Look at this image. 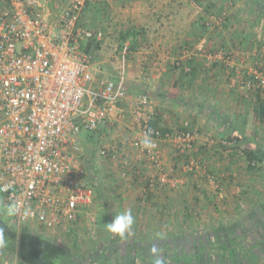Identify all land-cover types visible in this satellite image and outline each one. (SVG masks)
I'll return each mask as SVG.
<instances>
[{"label": "crops", "instance_id": "crops-1", "mask_svg": "<svg viewBox=\"0 0 264 264\" xmlns=\"http://www.w3.org/2000/svg\"><path fill=\"white\" fill-rule=\"evenodd\" d=\"M189 1L115 0L108 7L111 11L114 10V16L116 13L119 15L116 19L117 27L114 30V26L109 27L110 32L113 31L111 35L115 33L118 44L125 28H136L140 35L136 37L137 45L133 50H129L132 38L124 43L122 64L114 62V52L112 54L110 49L112 37H109L110 42H106L97 60L100 66L108 71L109 77L121 81L131 91L126 101V110H131L132 103L139 94L149 95L156 111L152 120L155 127L171 133L187 128L198 129L203 137L198 142L200 152L197 156L202 158L204 152L216 160L213 165L217 172L231 170L236 177L239 174L241 176L239 172L243 170L242 163L228 161L231 147L221 144L219 140L228 136L235 142L237 139V147L257 152L263 160L259 161L260 165L264 166V131L261 130V121L256 116L261 102L264 105V96L258 97V92L244 93L232 86L230 81L235 75V67H240L244 73L255 68L264 69V0H196L195 3ZM223 13L226 14V20L222 17ZM107 27L108 22L103 23L102 28L105 31ZM175 65H180V68L177 69ZM118 69V75L113 73ZM243 122L246 123L244 128L241 125ZM240 126L243 133H239ZM126 127L133 132V136H139L137 123L131 122V125ZM206 138L213 141L210 149L204 147ZM175 148L172 143H160L159 152L163 168L170 176H175L172 170L176 168L177 161H180ZM130 152L135 155L136 161H124V164H128H125L122 173H118L117 167L113 166L117 157H109L112 170L108 173L112 177L107 180L108 185H104L111 189L110 193L114 196L113 200L108 201L109 207L116 204L119 206V212L130 209L136 219L133 237L124 240L116 237L111 242L112 249L116 250L115 255H120V264H152L150 249L153 246L162 254L166 264H205L203 259L213 256V253L207 251L211 248L216 249V252L228 254L232 249L243 248V245H250L246 250L252 251L253 254L254 251L264 248V238L260 236L261 229L256 231L251 226L262 216H258L262 214L259 209L256 212V208L251 210L256 205L252 206L250 202H259L255 194H249V201L244 199L246 195L237 196L236 201L243 205L241 207L248 205V202L250 204V210L246 209L249 210V220L246 216L241 218L239 227H235L233 223L218 227H208L203 222L199 225L198 222L193 225L188 222L189 224L185 225L179 220L182 216L198 219L208 218L210 214L215 215L212 210H208L210 202L217 203L218 212L222 211L223 204L219 197L214 198L207 193L209 199L205 198L200 195L204 190L195 189L194 180L187 179V192L185 188L178 193L172 191L169 186H160L152 190L149 200L147 198L149 204L141 206L136 199L140 196L141 185L138 184L142 181L132 178L137 177L136 172L154 176L158 170L150 165L141 147L134 148L131 143L128 148V153ZM242 180L238 178L236 182ZM95 183L97 187L100 184L97 180ZM242 183L244 184V181ZM246 183L254 184L249 179ZM197 185L201 183L197 182ZM190 188L192 192L188 194ZM224 196L229 198L228 194ZM191 200H194L193 210L192 203L188 206ZM259 204L257 208L264 203ZM203 205L206 206L205 214L202 213ZM237 207L236 215L242 211L239 205ZM235 209L233 207L232 210ZM222 212L217 215L223 217ZM250 217H254V220ZM249 223V227H244ZM79 225L82 230L87 226L84 223ZM214 231L217 235L215 239L212 235V242L206 240L205 236ZM177 236L183 240L177 244L178 247H174L171 243ZM217 259L216 264H220L219 259L225 260L221 256ZM258 259L259 263L262 259L264 261V253ZM0 264H4L2 256Z\"/></svg>", "mask_w": 264, "mask_h": 264}, {"label": "built area", "instance_id": "built-area-1", "mask_svg": "<svg viewBox=\"0 0 264 264\" xmlns=\"http://www.w3.org/2000/svg\"><path fill=\"white\" fill-rule=\"evenodd\" d=\"M98 1L111 0H0V183L11 182L4 195L33 209L22 230L59 245L73 225L94 220L96 179L83 132L137 123L140 134L132 140L134 148H140L143 133L152 129L157 148L143 153L158 173L147 183L143 204L156 184L172 189L185 184L165 174L161 142L176 147L180 157L176 165L184 174L204 178L214 190L221 187L219 178L197 156L203 137L198 129L171 133L153 127L156 111L145 93L126 110L131 91L104 75L97 62L106 32L87 27L83 20L86 6ZM222 17L226 20L225 13ZM234 74L232 86L244 93H264L263 68L244 73L235 67ZM211 142L205 139V149L211 148ZM219 142L236 146L228 138ZM111 152L100 149L98 159L110 157ZM239 153L245 155L241 149Z\"/></svg>", "mask_w": 264, "mask_h": 264}, {"label": "rangeland", "instance_id": "rangeland-1", "mask_svg": "<svg viewBox=\"0 0 264 264\" xmlns=\"http://www.w3.org/2000/svg\"><path fill=\"white\" fill-rule=\"evenodd\" d=\"M115 0H111L109 2H92L90 5V7L88 8V10L85 12L84 14V23L87 27L89 28H97L102 26L103 27V23H107L108 22V27L106 28V42H110V38L112 37V41L110 49L111 52L113 54V56H115L114 58V62H120L121 63V54H123V50L124 48L121 49L120 45L118 44V42L116 41L115 33L113 35L112 32H110V28L111 26L113 27V30L117 27V17L119 16L116 13V16H114V10L111 11L108 7H110V4L114 3ZM189 1V0H188ZM196 0H192L189 1L191 3H195ZM198 1V0H197ZM99 4V5H98ZM95 5V7H93ZM99 8V9H98ZM123 21V20H122ZM111 25V26H110ZM110 27V28H109ZM106 44V43H105ZM101 53V52H100ZM99 53V54H100ZM99 56V55H98ZM99 63V61H97ZM122 64V63H121ZM102 72L104 73V75L108 76L107 74L108 71L105 70V68H102ZM105 70V71H104ZM118 70H114L113 73H116V75H118L117 73ZM127 124L125 123H116L114 125H108L105 129H102L100 131H98L97 133H92V132H83L81 134V139L82 141H86L84 142L88 157H89V165H90V170L92 172H95V179L97 180V183L100 182V186L98 185V189L95 192V198H94V202H93V211H94V220L93 219H87L85 220L84 224H86L87 226L84 228V230H82V226L77 224V225H73L71 231L63 236V243L61 246L65 247V249H67L69 252H76L77 249L80 250L82 253H89L90 255H92V257L95 254L94 251V246L96 244L97 241L99 240H103V239H109L111 242H113V240L116 238V236L108 233L105 229V224H108L110 222H112V220L114 219V215L119 213V206H116V204H114L113 206L109 207L108 201L113 200L114 196L112 195V193H110L111 189L105 187L104 185H108V179L109 177H112L110 173H108V171H111L112 168H110L111 164H110V158H106V159H98V152L100 149L102 148H107L110 149L111 154L110 157L113 158V155H116L117 160L115 162V165H113L114 167H117L118 173H122L125 169V164L123 163L124 161H136V159L134 158L135 155L132 154V152L128 153V148L131 146V143H133V140L131 139V137H135L133 136V132L126 127ZM259 126L261 127V130L264 131V121L261 122V124H259ZM229 137V136H228ZM226 137V139L228 138ZM229 140L233 141V139H231L229 137ZM221 143V142H220ZM223 144V143H221ZM225 145V144H223ZM225 146H229V145H225ZM231 147L229 150V157L227 158L228 161L230 162H239L242 163L241 168L243 169L242 171H240L239 173H241L242 175L240 176V174L236 177V175L231 171V170H224L222 172H217L216 171V167L213 165V163L216 162L215 159H211L210 156L202 153L205 157H203L202 155V159L206 162V166L209 172L215 174L219 180L221 181V187L217 190H214L213 187H211L204 178H201L199 176H194V175H186L182 172L181 169L178 168H173V172L175 173V176H170L168 175V177L171 178H178L176 175H178L179 177H183V181H184V185H182L181 187H179V189H172V191H177L178 193L182 190L186 189V186L188 185L186 183V180L189 179L190 181L194 180V185L193 187L195 189H198L199 191H202V193H200V195H204L205 198H208L207 193H209L210 196L217 198L219 197V199L221 200V203L223 204V209L222 211H224V213L222 211L218 212V209L216 208L217 203H209V200L207 203H209L208 210H212L213 213L215 215H209L208 218H204V217H199L197 218H184L182 216V218L180 217V222H184L185 225L191 223L192 225L195 224L196 222H198V225L203 223H206V225L209 226H213V225H217L221 226V225H229V224H234V226H240L239 225V221L241 218L243 217H248L247 220H249V216H248V211L250 210L248 208V205L245 204V207H241L243 206L241 203H238L236 201L237 196L240 195L241 197L246 195L244 199H248L251 200V196H249V194H255L256 199H258V203L255 204L250 202L252 204V206L256 205L255 207H252L251 210L255 211L259 209V211L263 210L264 207L261 205L260 208L259 207V203H264V166H261L259 160H256V166L253 167L252 163L250 162V160L246 157V155H241L239 153L240 149L243 151H246V149H244V147H237L236 146H229ZM264 149V148H263ZM232 151V152H231ZM200 156V155H199ZM263 161V160H262ZM150 162V161H149ZM135 163V162H134ZM151 163V162H150ZM259 163V164H258ZM235 164V163H234ZM153 168H155L152 164H150ZM214 166V167H213ZM96 169V170H95ZM133 171V175H134ZM141 172H136V178L135 176H133L132 179H134L135 181H142L140 182L141 185L139 188L141 190L140 192V196L138 199H136V201H139V204L141 206H146L148 203V200L146 198L145 203L143 204L141 201L143 200V196L142 194L144 193V191L147 190V183L150 179H153L154 177H156V175L154 174V176L152 175H141ZM166 174V173H165ZM127 176V174H126ZM125 176V177H126ZM236 177V178H235ZM238 178H240V180L244 181V184L242 183V181H237ZM249 179L251 181H253L254 184H248L246 183V180ZM201 183V185H199L201 188H199V186L197 185V182ZM143 183V184H142ZM190 183V182H188ZM250 185L248 188L247 186ZM160 184H156L155 187L151 190H148V197L149 195H151L152 190H154L157 187H160ZM228 186V187H227ZM110 187V186H109ZM164 187V186H162ZM185 188V189H184ZM193 188V189H194ZM109 189V190H108ZM191 189V188H190ZM188 189V194L189 192H192V189L190 190ZM187 192V189H186ZM199 194V192H197ZM228 194L229 198H226L224 195ZM217 195V196H215ZM225 197V198H223ZM204 198V199H205ZM207 199H205L207 201ZM225 199V200H224ZM243 199V200H244ZM193 201L191 200L190 203L188 204V206L192 203V210H193ZM218 201V200H217ZM233 201V202H232ZM206 203V205H207ZM238 203V204H237ZM220 204V203H218ZM233 204V205H231ZM259 204V205H258ZM239 205L240 208L242 209V211L239 214H235V211L238 209L237 206ZM203 211L202 213H206L205 208L206 206L203 205ZM236 206V209H235ZM221 207V206H220ZM234 207V211L232 210ZM229 208V209H228ZM249 209V210H246ZM223 213L221 214L223 217L218 216L217 213ZM222 218V219H221ZM177 219V218H176ZM251 220H254V217H251ZM92 221V222H91ZM189 222V223H188ZM79 225V226H78ZM250 226L251 224H247L246 226L244 225V227ZM85 226V225H84ZM248 226V227H249ZM252 228H254L255 226L251 225ZM102 229V230H101ZM249 230L252 231V229L250 228ZM253 237H256L255 235H253ZM17 245V244H16ZM14 246L12 251H7L4 252L2 254H0V256H2V260L4 261V264H19L18 260H17V246ZM263 256V255H262ZM74 257V256H72ZM75 260V259H74ZM72 260V262H70V264H76V260L74 261ZM114 259L110 260L109 264H120L121 262H117L114 263ZM259 264H264V261L262 259V261H260Z\"/></svg>", "mask_w": 264, "mask_h": 264}, {"label": "trees", "instance_id": "trees-1", "mask_svg": "<svg viewBox=\"0 0 264 264\" xmlns=\"http://www.w3.org/2000/svg\"><path fill=\"white\" fill-rule=\"evenodd\" d=\"M207 1H210V0H207ZM90 6H91L90 4H88L86 6L85 12L88 10V8ZM93 7H95V5ZM85 12H84V14H85ZM83 18H84V16H83ZM138 35H140V31L137 30L136 28H125V30L123 31V33L121 34L120 39H119L120 40L119 41L120 47L123 48L124 43L128 39L132 38V42H131L132 46L129 48V50H133L135 48V46L137 45L136 37ZM89 48H90V46L87 47V49H89ZM176 68L179 69L180 65L176 66ZM261 95L264 96V93L258 92V97ZM256 116H257V119H259L261 122L264 120V105L262 102L259 105L258 109L256 110ZM151 125L153 127H155L153 121H152ZM241 125H243V128H244V125H246V123L243 122V124H241ZM243 128H242V126H240L239 133H243ZM163 131L166 132V130H163ZM236 142H238L237 139H236ZM199 152L200 151L198 150L197 153H199ZM244 153H245L246 157L250 160V162H253V161L255 162L256 160L262 161V159L257 154V152H255L253 150H246V151H244ZM175 167L177 168V165ZM263 206H264V204H263ZM259 213H262V214H259L258 216H261V215L262 216L257 219L256 223H252V224H253V226H255L254 228L256 229V231L259 228L261 229L260 236H263V238H264V209L262 211L260 210ZM258 216H256V217H258ZM184 218H186V217H184ZM260 223H261V225H260ZM212 235H213L214 239L217 236L215 231H214V233H211L210 235L207 234L205 236L206 240H209L212 242V237H211ZM7 238L9 240V248L7 249V251H12L13 247L17 244L16 245L17 246L16 253H17V260H18L19 264H70V262H72V260H74V259L76 260V264H94V262H95V264H105V263L107 264V262L109 263V261L112 259H114V261H115L114 263H117L119 260L118 258L120 257L119 254L115 255L114 252L116 250L112 249L113 245L111 244V241L109 239H103V240H99L96 242V244L94 246L95 254L92 257V255H90L89 253L88 254L85 252L82 253L78 249L75 253L74 252L71 253L67 249H65V247H63V246H61L55 242L44 239L42 237L35 236L26 229L22 230L21 233L9 232V233H7ZM182 240H183V238H181L180 236H177V237H175V239L173 240L171 245L174 247H178L177 244L179 245ZM245 243L246 242H244V244ZM225 245H227V244H225ZM225 245H223V246H225ZM227 246L232 247L230 244H228ZM248 246H250V245H246V246L243 245V248H240V249H237V248L232 249L229 252V254L227 252H222V251L216 252V249H214V248L208 249L207 251H210L211 253H213V256L209 257L208 259H203V262L205 263V261H206L205 264H214V263L216 264V262H218L217 258H219L221 256V258L223 257V259L225 258V260L222 261L219 259L220 264H259L258 258L262 257V255L264 253V248H262V249L260 248V250L254 251L256 254L255 253L253 254L252 251L249 252L246 250V247H248ZM225 249H226V247H225ZM225 249H224V251H226ZM7 251H5V252H7ZM117 253H118V251H117ZM216 253H217V256H216ZM250 253H251V255H250ZM160 255L162 256V254H160ZM72 256H74V257H72ZM212 262H214V263H212ZM130 263H132V261ZM124 264H127V262ZM178 264H183V263L179 262Z\"/></svg>", "mask_w": 264, "mask_h": 264}, {"label": "clouds", "instance_id": "clouds-1", "mask_svg": "<svg viewBox=\"0 0 264 264\" xmlns=\"http://www.w3.org/2000/svg\"><path fill=\"white\" fill-rule=\"evenodd\" d=\"M139 143L142 150L149 153L157 148L152 129H148L143 133ZM11 188V182L0 183V254L9 248L7 233H21L22 229L26 227V221L33 216L31 206L22 205L18 199L4 195ZM135 224L136 219L129 209L115 214L112 222L105 224V229L108 233L124 240L134 236ZM150 252L152 253V264H165L164 258L155 246L150 249Z\"/></svg>", "mask_w": 264, "mask_h": 264}]
</instances>
